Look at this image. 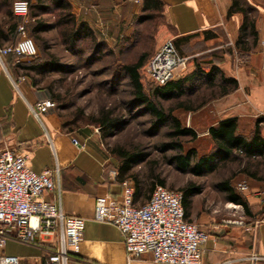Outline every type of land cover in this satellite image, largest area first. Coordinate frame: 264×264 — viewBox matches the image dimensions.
<instances>
[{
  "label": "crops",
  "instance_id": "0c3cea01",
  "mask_svg": "<svg viewBox=\"0 0 264 264\" xmlns=\"http://www.w3.org/2000/svg\"><path fill=\"white\" fill-rule=\"evenodd\" d=\"M160 1L168 38L173 39L177 51L188 59L217 64L226 76L238 82L237 89L231 93L197 111L187 112L186 126L196 131L195 140L203 137L209 144L200 154L207 153L212 146L209 126L223 118L236 117L238 129L245 136L251 135L256 120L260 119L264 137V0H247L256 9L257 42L245 51L235 46L242 15L235 13L227 17L232 0ZM136 4L142 8V0ZM131 5V0H70L73 13L94 34L95 29L105 32L100 39L104 43L113 38L107 33L108 26L121 24ZM186 67L174 79L183 75ZM22 76L14 73L3 56L0 61V149L8 147L27 153L29 165L37 172L54 169V189L45 191L43 197L57 203L65 214L84 218L79 251L72 253L66 264H160L152 261L150 253L128 262L117 227L93 219L96 196L109 194L121 201V181L127 178L117 177L116 159L93 134L69 130L51 109L34 116L31 106L45 98L40 89ZM72 137L84 143L83 148L76 147ZM256 186H250L251 192L239 191L236 186L235 189L249 205H258ZM150 194L137 192L134 205L145 204ZM234 206L242 208L239 204ZM243 215L242 220H221L202 208L195 209L192 201L189 219L209 234L202 246L200 264H264V261L252 263L249 259L252 253L264 256V218L257 219L244 211ZM56 240V237H41L34 244H26L9 239L5 242V253L17 256L19 264H45L46 253Z\"/></svg>",
  "mask_w": 264,
  "mask_h": 264
},
{
  "label": "trees",
  "instance_id": "16d2710c",
  "mask_svg": "<svg viewBox=\"0 0 264 264\" xmlns=\"http://www.w3.org/2000/svg\"><path fill=\"white\" fill-rule=\"evenodd\" d=\"M50 10L58 11L56 24L62 28L61 37L66 48L75 52L84 45L90 46L91 54L95 59H101L105 55L114 53L112 49L107 48L106 43L96 40L94 32L86 22L76 18L68 0H35L34 4L29 3L30 21L27 24V34L32 39V34L49 29V25L39 18L41 14ZM142 11L146 13L145 20H152L157 14L161 15L162 3L160 0H142ZM235 13L242 15L235 46L242 51L249 50L255 47L257 42L256 9L247 0H232L227 10V17ZM5 14L6 17L0 24V46L15 44L20 37L17 32L19 18L12 13L11 9L5 11ZM44 47L45 44L42 42L41 49L43 50ZM118 50L119 53L123 51L122 48ZM37 53L29 60L18 57L14 53L4 55L14 73L24 75L32 86H37L34 76L44 75L59 67L51 59L39 61ZM149 54L148 49L138 51L135 59L115 65L114 69L117 74L120 73L128 79L132 93L129 105L142 107L144 112L149 113L154 130L167 128L165 135L168 141H161L157 145L161 152H174L168 156L167 162L174 165L179 172L192 173L196 176L213 173L221 166L236 163L237 172L264 185V137L260 132V119L256 120L250 136L240 133L236 117L217 121L208 128L212 141L211 149L207 153L198 154L195 147H185V142L196 139V131L183 124L181 119L174 114L177 109L197 111L208 102L231 93L238 87L237 80L226 76L215 63L192 58L187 60L183 75L164 84H158L152 81L144 71L147 61L152 56L148 57ZM17 59H19L18 62H16ZM142 76L151 83L148 90H145ZM52 97L58 99L50 95V98ZM172 100L176 101L174 105L165 106L163 104V102ZM89 123L97 126L101 138L106 140L121 129L120 125L123 121L114 116L111 109L102 107L99 113L89 120ZM185 138L188 140L184 141ZM108 151L117 161V177L127 178L133 183V201L137 192H152L158 185L166 187L165 178L156 168L158 161H148L141 146L116 144L108 147ZM144 162L148 163V173L143 180L138 171L134 169ZM215 187L224 194L227 201L241 205L246 215L256 216L257 219L264 218V205H249L241 193L236 191L232 184V176L217 181ZM168 189L181 192L184 217L191 221L189 214L192 208V198L201 193V187L189 182L180 189ZM257 219H252V223Z\"/></svg>",
  "mask_w": 264,
  "mask_h": 264
},
{
  "label": "built area",
  "instance_id": "2783aa9c",
  "mask_svg": "<svg viewBox=\"0 0 264 264\" xmlns=\"http://www.w3.org/2000/svg\"><path fill=\"white\" fill-rule=\"evenodd\" d=\"M133 1L140 3L141 0ZM11 11L20 19L17 24L20 37L15 44L0 46V61L8 53L30 59L36 55L37 48L27 34L28 0H14ZM187 60L169 38L152 54L144 71L152 81L164 84L185 69ZM54 106L53 100L45 98L37 100L31 110L39 117ZM71 142L78 148L84 146L74 137ZM53 174L52 168L33 170L25 152L8 147L0 149V264H19L17 256L5 253V242L9 239L34 244L41 237H56L54 247L46 253L45 264H66L70 255L79 251L84 218L65 214L57 203L43 197L45 191L54 189ZM121 184V201L109 194L96 196L93 219L117 227L123 237L127 261L150 253L155 263L200 264L202 246L209 234L185 219L181 192L158 185L145 204L136 206L133 184L129 180ZM236 189L246 191L248 185L239 182ZM257 194H261L264 205V190ZM249 259L256 263L264 261V256L252 253Z\"/></svg>",
  "mask_w": 264,
  "mask_h": 264
},
{
  "label": "rangeland",
  "instance_id": "374dc122",
  "mask_svg": "<svg viewBox=\"0 0 264 264\" xmlns=\"http://www.w3.org/2000/svg\"><path fill=\"white\" fill-rule=\"evenodd\" d=\"M13 1L0 0V24L6 17L5 11L11 9ZM28 1L30 4L35 3V0ZM68 1L70 2V0ZM132 1L131 7L126 9L125 15L127 16L122 23L119 25L117 23V27L108 26L107 33L109 37L113 38L108 40L109 44L107 42L106 44L107 48L112 49L114 53L105 55L101 59H95L91 54L90 46L84 45L75 52L66 48L61 37L62 28L56 24L58 11L50 10L41 14L39 19L49 25V29L32 34L38 48L37 59L39 61L51 59L60 68L46 72L44 75H33L37 81L36 88L42 91L44 98L55 102L54 108L50 111L55 112L69 130L75 133L93 134L107 149L116 144L141 146L148 161H158L156 168L165 178L167 188L180 189L189 182L201 187V193L192 198L195 209L202 208L204 211L218 215L221 220H242L243 208L228 202L224 194L216 189L215 183L232 176V184L236 186L238 182H245L248 185V192H251L250 186L252 185H258L256 186L258 189L255 191L264 190V185L237 172L236 163L221 166L215 172L202 176L179 172L174 165L167 162L168 156L174 152H161L157 148L161 141H168L165 135L167 128L154 130L149 113L144 112L142 107L129 105L132 98L131 87L127 78L116 73L115 65L135 59L137 52L143 49L150 50L148 56L150 57L165 40L169 39L168 27L163 17L157 14L154 19L145 20L146 13L142 11L141 5ZM76 18L79 20L78 17ZM18 21L20 22V19ZM94 31L96 40L100 41L105 32L101 33L97 29ZM42 42L45 44L43 50L41 49ZM118 48H122L123 51L119 53ZM24 59L29 60L28 58ZM142 82L145 90H148L151 85L149 80L142 76ZM50 95L56 96L58 99L53 97L52 99ZM175 103V100L163 102L165 106ZM102 107L111 109L113 115L123 121L120 125L121 129L106 140L101 138L98 127L89 123V120L96 116ZM187 112L177 109L174 114L186 125L185 120L189 116ZM183 140L187 141L188 138ZM191 145L197 146L198 154L209 147L208 141L203 137L185 142V147ZM147 162L134 169V171H138L143 180L148 173ZM257 197L260 201L259 204H262L261 194H257ZM193 222L196 223L195 220Z\"/></svg>",
  "mask_w": 264,
  "mask_h": 264
}]
</instances>
